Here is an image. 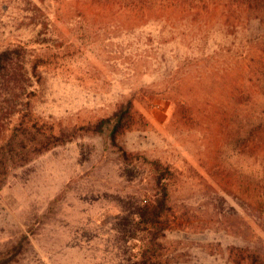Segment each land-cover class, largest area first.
I'll return each instance as SVG.
<instances>
[{
  "label": "rangeland",
  "instance_id": "1",
  "mask_svg": "<svg viewBox=\"0 0 264 264\" xmlns=\"http://www.w3.org/2000/svg\"><path fill=\"white\" fill-rule=\"evenodd\" d=\"M4 51L22 84L7 115L0 79V264H264V8L0 0ZM23 113L60 140L11 159ZM163 196L150 239L137 211Z\"/></svg>",
  "mask_w": 264,
  "mask_h": 264
},
{
  "label": "trees",
  "instance_id": "2",
  "mask_svg": "<svg viewBox=\"0 0 264 264\" xmlns=\"http://www.w3.org/2000/svg\"><path fill=\"white\" fill-rule=\"evenodd\" d=\"M164 1L165 0H160V2ZM235 2H237L238 5H246L250 8H254L255 6H261L264 8V0H235ZM38 62L39 61L35 62V65L33 66L34 69H36ZM21 67L22 71L24 72L22 73V76H25L27 69H25V66ZM19 70V60L16 61L13 59L10 52L4 51L0 54V79L2 80L9 94V99L6 101L7 109L5 110V114L7 115H12L14 112L19 113V109L14 108V102L19 100V84H22V82L19 80L21 77ZM27 116L28 113L21 114L20 118L18 115L16 123L14 124V128L12 129V133L7 140L6 146L7 155L9 158L12 157V154H18L19 156V148L20 150H26L28 143H31L32 149L34 151L41 152L60 140V137L55 136L51 130L49 132L44 131L36 121L30 120ZM112 119L116 120L115 123L117 125L111 130V136L115 137L116 134L127 127H130L133 120V115L131 114L129 108L126 111L119 109L114 113ZM260 127L261 126L259 124L255 128ZM156 176L158 179H162L161 173H157ZM138 210L139 211H137V214L141 217V219L145 220V222L151 226L150 239H155L158 229L154 228V226L159 223V220L163 218L165 211L168 210V207L165 204V197H151L142 206H140ZM158 250L159 249H143L140 259L135 261L134 264H159L157 261ZM246 256V259L251 262H260L259 260L263 258L259 255V253L256 254L255 252H248Z\"/></svg>",
  "mask_w": 264,
  "mask_h": 264
}]
</instances>
